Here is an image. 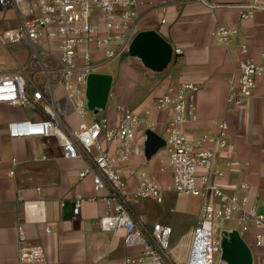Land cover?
<instances>
[{
    "label": "built area",
    "instance_id": "obj_1",
    "mask_svg": "<svg viewBox=\"0 0 264 264\" xmlns=\"http://www.w3.org/2000/svg\"><path fill=\"white\" fill-rule=\"evenodd\" d=\"M198 1L208 4L206 0ZM140 5L141 0H0V11L12 10L17 21L0 33V40L29 51L23 64L0 71V103L28 108L38 115L9 122L8 138H53L63 158L85 161L78 178L91 176L93 189L107 208L98 218V227L102 231L123 230L125 246L140 248L138 257L127 258L129 264H214V255L220 248L219 225L231 220L238 223L241 237L252 226L254 246L264 247V214L257 206L248 205L245 197L227 194L213 181L215 176L224 175L213 169V159L229 145L228 122L220 119L215 132L200 134L195 143L182 128L197 119L195 84L170 81L162 94L153 97L143 115L117 104L115 124L105 117L86 119L87 77L127 49L139 31ZM233 7L240 19H251L255 11L264 10V0H247ZM236 34V28L222 24L214 30L217 41L225 46L233 42ZM174 52L181 54L182 50L177 48ZM246 53L247 47L241 45L239 76L237 83L229 86L226 99L229 105L247 102L253 95L257 77L264 76V63L252 61ZM167 108L171 113L167 121L158 122L150 117L152 110ZM159 126L166 144L160 169L170 173L168 189L201 198L199 218L184 260L173 255L169 246L172 232L169 225L153 222L148 226L134 217L130 209L131 201L137 199L161 203L162 187L141 169L129 168V175L136 181L133 190L127 188L123 178V166L128 164L136 143L146 130L156 132ZM103 142L115 144L112 151L105 150ZM11 161L17 162L16 158ZM240 188L249 187L241 183ZM96 197L76 194L73 212L79 213L83 201ZM17 199L22 209L15 225L18 245L15 264H48L43 247L27 243L24 227L27 222L45 221L43 201L27 199L20 193ZM45 230L49 231L48 226Z\"/></svg>",
    "mask_w": 264,
    "mask_h": 264
},
{
    "label": "crops",
    "instance_id": "obj_2",
    "mask_svg": "<svg viewBox=\"0 0 264 264\" xmlns=\"http://www.w3.org/2000/svg\"><path fill=\"white\" fill-rule=\"evenodd\" d=\"M246 1L206 0L208 4H205L198 0H141L139 31L154 30L172 46L169 66L162 73H151L134 64L125 65L117 75L97 73L111 76L104 117L112 124L117 122V104L143 115L153 97L162 94L170 81L195 84L198 88L194 98L197 119L185 123L183 130L195 143L200 134L215 132L220 119L228 122L229 145L213 159V169L224 175L215 176L213 181L227 194L245 197L248 205L257 206L264 214V76L257 77L253 95L244 104L234 106L226 101L229 86L238 80L240 46L247 47V58L264 63V10L255 11L251 19H240L233 6ZM4 11L11 13L10 26L16 25L13 11ZM218 24L237 29L230 45L225 46L215 38ZM8 25L0 20V30L9 28ZM11 45L15 49L11 55L16 66L23 64L29 55L28 48ZM177 48L182 50L181 54H175ZM4 70L13 69L6 67ZM170 116L168 108L152 110L150 114L158 122L167 121ZM37 117L28 108L0 103V264H15L18 255L15 225L22 209L17 199L19 193L27 199L43 201L45 221L27 222L24 227L27 243L42 246L48 264H129L127 258L138 257L140 248L125 246L123 230L102 231L98 227V218L107 208L98 199L91 176L78 178V172L86 166L85 161L63 158L53 138H8L6 125L9 122ZM71 118L77 121L74 115ZM156 132L162 136L161 126ZM103 146L112 151L115 144L103 142ZM165 156L164 148L147 159L140 141L137 142L128 164L123 166V178L127 188L133 190L136 181L129 175V168L141 169L162 187L161 203L149 198L137 199L131 201L130 209L134 217L141 218L148 226L153 222L169 225L170 239L173 233V240H178L171 247L173 255L184 260L192 229L199 218L201 198L196 196L198 211L194 222L186 230L179 227L187 205L177 200L178 195L183 194L168 189L170 173L160 169ZM12 158L17 162L13 163ZM241 183L248 184L249 188L242 190ZM76 194L97 197L93 201H83L79 213L75 214ZM174 214L175 217H171ZM253 233L254 228L249 226L241 238L251 250L253 261L264 262V247L254 246Z\"/></svg>",
    "mask_w": 264,
    "mask_h": 264
},
{
    "label": "water",
    "instance_id": "obj_3",
    "mask_svg": "<svg viewBox=\"0 0 264 264\" xmlns=\"http://www.w3.org/2000/svg\"><path fill=\"white\" fill-rule=\"evenodd\" d=\"M130 64L151 73H162L172 58V46L154 30L138 31L127 46ZM111 76L93 72L87 77L85 107L93 111L95 119L104 118V108L109 91ZM140 146L147 159L164 149L165 139L153 130H146L141 137ZM220 248L218 251L222 264H251L252 252L235 229H218Z\"/></svg>",
    "mask_w": 264,
    "mask_h": 264
},
{
    "label": "rangeland",
    "instance_id": "obj_4",
    "mask_svg": "<svg viewBox=\"0 0 264 264\" xmlns=\"http://www.w3.org/2000/svg\"><path fill=\"white\" fill-rule=\"evenodd\" d=\"M0 20L9 23L8 26L11 27L10 24L12 23L11 22L12 19H11V13L10 12H7V11L1 12L0 13ZM2 31L3 30H0V33ZM0 44H1L0 45L1 46L0 70H4L6 67L8 69H15L17 67L16 62L11 55V53H15L14 46L7 43L3 39L0 40ZM128 64H130V60H129V56L127 55V49H125L118 56L114 57L112 60L106 62L101 67H99L96 70V72L112 73V74L117 75L121 71L122 67H124L125 65H128ZM140 85H141V83H140ZM139 90H141L140 86H139ZM92 116H93V111H88L87 118H91ZM177 198H178L177 200H182V202L187 205V210H186V213L184 214V220H183V222H180V224H178L179 227L186 230L194 222V218H195L196 213L198 211V209H197L198 208V202H197L198 197H196V196L193 197V195H178ZM161 207H162V212H164L163 211V207H164L163 204L161 205ZM174 209L175 210L177 209L176 206L174 207ZM173 213H175V212H173ZM175 215L176 214L171 215V217H175ZM227 228L237 230L238 223L236 222V220H231V221L222 222L219 225V229H227ZM176 239L177 238H174V240H173V233H172V238L170 239V242H169L170 247H172L175 243L178 242V240H176ZM184 239H186V238L184 237ZM214 264H222L218 253L214 255Z\"/></svg>",
    "mask_w": 264,
    "mask_h": 264
}]
</instances>
